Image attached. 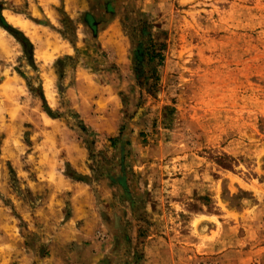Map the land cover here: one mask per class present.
I'll use <instances>...</instances> for the list:
<instances>
[{"label": "rangeland", "instance_id": "374dc122", "mask_svg": "<svg viewBox=\"0 0 264 264\" xmlns=\"http://www.w3.org/2000/svg\"><path fill=\"white\" fill-rule=\"evenodd\" d=\"M77 2L0 0V208L21 245L51 257L58 174L89 182L118 264H264V0ZM115 16L120 62L99 42Z\"/></svg>", "mask_w": 264, "mask_h": 264}, {"label": "crops", "instance_id": "0c3cea01", "mask_svg": "<svg viewBox=\"0 0 264 264\" xmlns=\"http://www.w3.org/2000/svg\"><path fill=\"white\" fill-rule=\"evenodd\" d=\"M77 1L80 0H64L69 14L81 10L82 5H79ZM116 17L105 28V32L100 33L99 42H101L102 48H115L117 51L115 54L119 55L120 59L124 55L122 50L125 45L120 41H115L120 37ZM77 74L83 75L84 71L78 70ZM70 163L75 166L72 161ZM41 174H45V172L42 171ZM55 176L60 183L58 186L52 187L55 200H50V205L47 207H55L59 219L54 222L55 233L50 241L51 257L44 258L41 264H118L115 258L117 256L116 247H112V236L107 229L109 222L106 221L104 215L100 214V217L97 215L98 204L94 200L95 193L89 182L84 180L85 182L73 183V181L63 178L62 175L55 174ZM61 194L69 195V213L65 216H60V207H66L65 203L62 205L61 199L58 198ZM0 214L4 216L3 219H0V264L37 263L39 259L27 251L21 245L20 239L17 238L13 219L3 208H0Z\"/></svg>", "mask_w": 264, "mask_h": 264}, {"label": "trees", "instance_id": "16d2710c", "mask_svg": "<svg viewBox=\"0 0 264 264\" xmlns=\"http://www.w3.org/2000/svg\"><path fill=\"white\" fill-rule=\"evenodd\" d=\"M0 11H1V7H0ZM91 16V15H89ZM1 24L9 31L11 32L25 47V49L30 52L31 55H33V43L30 41V39L22 32L20 31H16V29H14L13 27H11L10 25H8L7 23H5V20L3 19V17L1 16ZM157 57H161V55H157L156 53H154L151 56V61H154ZM46 110L48 111L49 108L47 107V105H45ZM112 142H115V139H112Z\"/></svg>", "mask_w": 264, "mask_h": 264}, {"label": "bare ground", "instance_id": "6f19581e", "mask_svg": "<svg viewBox=\"0 0 264 264\" xmlns=\"http://www.w3.org/2000/svg\"><path fill=\"white\" fill-rule=\"evenodd\" d=\"M46 60V59H45Z\"/></svg>", "mask_w": 264, "mask_h": 264}]
</instances>
